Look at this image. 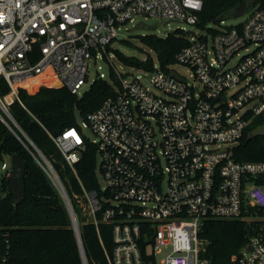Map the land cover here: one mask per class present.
Listing matches in <instances>:
<instances>
[{
	"label": "built area",
	"instance_id": "2783aa9c",
	"mask_svg": "<svg viewBox=\"0 0 264 264\" xmlns=\"http://www.w3.org/2000/svg\"><path fill=\"white\" fill-rule=\"evenodd\" d=\"M205 2L0 0V79L10 88L7 95L0 93V121L38 153L31 152L58 189L79 235L67 189L10 112L16 102L24 107L18 87L47 75L82 95L89 62L111 57L108 46L139 16L208 31L180 30L189 43L174 63L190 68L194 81L159 63L147 70L159 94L118 71L115 94L83 124L95 140L83 137L79 125L50 135L72 168L88 144L96 149L105 186L85 192L79 202L83 213L88 204L86 223L99 235L101 226L112 227V251L104 246L110 264H214L205 257V225L238 220L249 221L251 232L231 264H264V161L238 159L243 139L264 126V7L256 0L240 25L198 29ZM103 79L102 72L97 80ZM1 170L11 178V159ZM10 250L9 232L0 222V264H11Z\"/></svg>",
	"mask_w": 264,
	"mask_h": 264
},
{
	"label": "trees",
	"instance_id": "16d2710c",
	"mask_svg": "<svg viewBox=\"0 0 264 264\" xmlns=\"http://www.w3.org/2000/svg\"><path fill=\"white\" fill-rule=\"evenodd\" d=\"M244 2L249 0H206L198 29L237 15ZM257 4L264 7V0H257ZM139 41L140 45L130 40L123 43L142 52L146 47L155 56L147 53V60L129 57L113 49L114 42L107 50L126 65L149 71L154 69L156 59L166 69L174 63L175 55L189 43L185 35L179 32L166 37L155 33L145 34L139 37ZM117 86L119 84L112 71L109 79L96 80L82 95L73 94L58 79L38 76L17 89L24 107L16 102L10 108L16 122L45 155L67 189L79 223V236L87 264H110L105 248L111 252L113 247L112 227L101 226L99 235L93 223H86L79 202L85 192L100 191L96 149L88 144L83 159L72 168L50 135L57 136L77 127V118L86 120L90 113L115 94ZM9 92L8 84L1 78V95ZM261 124V121L257 122L254 128ZM18 135L24 143L0 121V165L15 154L27 162L26 197L21 205H14L11 178L3 175L0 180V222L9 232L11 264H84L81 245L67 206L43 167L31 154L39 157L38 153L21 133L18 132ZM238 150L241 161H264V137L250 140L246 136ZM250 232L251 224L247 220L210 221L201 235L207 242L205 257L214 264H231L232 257L239 254L249 240Z\"/></svg>",
	"mask_w": 264,
	"mask_h": 264
},
{
	"label": "rangeland",
	"instance_id": "374dc122",
	"mask_svg": "<svg viewBox=\"0 0 264 264\" xmlns=\"http://www.w3.org/2000/svg\"><path fill=\"white\" fill-rule=\"evenodd\" d=\"M250 16V12L248 11L245 14L239 15L238 17L234 16H229L224 18L221 22L219 23H211L208 24L206 27L215 29V30H221L224 27H232V26H237L240 25V23H244L248 20ZM138 22H146L148 25H156L157 26V31L154 32L158 36L161 37H166L171 33H176V32H181L180 30H185V31H200L201 34L205 33L207 34L208 31L205 29L203 30H197L195 27L191 25H187L186 23H181V22H170V24H167L168 22L163 19H158V18H146L144 16H139L136 18V23ZM223 22V23H222ZM135 23V24H136ZM133 23H129L127 25L122 26V28L119 30V38L117 41H115L112 44V48L115 50H120L122 51L125 55L129 57H134V58H139L141 60H147L148 54L150 53L152 57L155 56V53H153L150 49L144 47L145 52L140 51L139 49H133L127 47L123 41L124 40H130L132 43L135 45H140L139 37L141 35L145 34H150L145 31H132L133 27L135 26ZM111 57L108 55L107 61L102 59V60H95V58L92 59V61L89 62V82L86 84V87H84L83 91L85 92L87 89L91 87V84L94 80L99 79L100 74L103 72L106 74L107 79L110 78V73L111 71L114 72L115 78L118 81V71L124 75L125 79L130 81L133 79H136L137 77L140 78V80L145 83L148 87H150L154 93H159L156 89H153L149 83L150 79V72L147 70L141 69V68H134L131 66L126 65L125 63L121 62L120 60L116 59L114 56V53L111 52ZM155 65L159 67V62L156 59ZM100 67H102V70H100ZM171 69L176 70L180 75H182L186 80L194 81L193 79V71L181 64H171ZM79 126L82 128V135L83 137L88 138L90 141L95 140L96 137H94L92 131L90 128L85 129L83 127V124L85 122V119H82L81 117L77 118ZM10 161V159H9ZM98 171V180L100 186L103 188L105 186L104 179L100 171ZM4 175V172L1 170V165H0V180L2 176ZM88 204H85V208L88 210H85L84 212V217L85 220L88 221L89 217L87 216V213L89 212V206ZM259 220H262L260 218H257Z\"/></svg>",
	"mask_w": 264,
	"mask_h": 264
},
{
	"label": "water",
	"instance_id": "95a60500",
	"mask_svg": "<svg viewBox=\"0 0 264 264\" xmlns=\"http://www.w3.org/2000/svg\"><path fill=\"white\" fill-rule=\"evenodd\" d=\"M255 2L256 0H249V2H244L240 6L239 13L235 16L238 17L239 15L245 14L247 10H251ZM136 30L145 31L150 34H153L154 32H156L157 26L156 25L150 26L145 22H139L132 29V31H136ZM171 76L175 78H179L175 72H172ZM260 137H264V126L259 127L255 131L251 132V134L249 135L250 140L257 139ZM11 171H12L11 186H12L14 205L19 206L23 203L26 197L27 162L17 154L13 155L11 157ZM71 220L73 227L76 231V234L78 236V241L80 242L81 245V250H82L81 252L84 255V251L82 248V241L80 240L77 223L75 222V220L73 219Z\"/></svg>",
	"mask_w": 264,
	"mask_h": 264
}]
</instances>
